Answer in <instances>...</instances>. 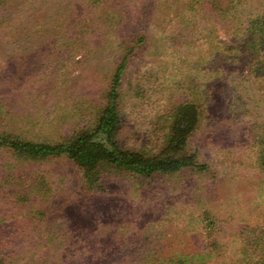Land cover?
<instances>
[{"label": "rangeland", "instance_id": "rangeland-1", "mask_svg": "<svg viewBox=\"0 0 264 264\" xmlns=\"http://www.w3.org/2000/svg\"><path fill=\"white\" fill-rule=\"evenodd\" d=\"M22 1L0 3L10 8L6 24L0 27V130L25 133L28 129L36 134L43 118L62 114L78 102L91 106L108 86V75L127 56L120 87L118 140L130 148L156 149L162 127L157 116L167 110L170 98L177 97L173 81L202 55L201 35L190 30L178 38L179 20L168 11L165 15L155 11L149 21L153 6L147 0H138L143 5L135 13L132 4L123 1L122 8L130 11L121 13L124 21L114 20L109 8L96 19L97 13L84 15V21L91 20L92 25L82 31L73 26L79 15H75V0H48L45 9L35 14ZM106 4L121 12L118 3L109 0ZM167 6L175 12L180 5L168 0ZM14 8L18 14L12 12ZM39 13L45 16L44 23L59 18L62 26H71L51 51L45 25L35 27ZM69 36L73 41L76 36L84 46L75 50V46L63 45ZM235 74L229 70L223 76L226 81L210 85L205 118L190 139L198 160L207 165L200 173L185 171L169 178L154 175L141 185L133 184L127 174L113 173L103 179L105 191H85L79 168L66 158H55L43 164L52 195L46 199L43 194L34 196L32 203L19 202L15 192H23L24 184L18 181L36 173V166L17 162L9 152L0 151V241H12L8 248L18 250V264L32 254H37L31 259L33 264H75V241L203 240V231L196 228L202 209L212 211L220 228L229 222L243 226L259 218L264 210V174L245 161L250 157L251 140L242 130L254 121L264 126V100L244 85L240 94L248 98L245 109L230 105L231 94L223 97L226 91L222 88ZM39 240L41 244L30 250ZM220 240L230 239L222 234Z\"/></svg>", "mask_w": 264, "mask_h": 264}, {"label": "trees", "instance_id": "trees-1", "mask_svg": "<svg viewBox=\"0 0 264 264\" xmlns=\"http://www.w3.org/2000/svg\"><path fill=\"white\" fill-rule=\"evenodd\" d=\"M4 1L0 0V3ZM47 1L24 0V3H29L35 14L45 9L43 5ZM106 1L109 0H75V15L79 14L73 21L75 29L90 28L92 22L84 21V15L97 13L96 19L102 16L105 8H109L114 20L124 21L126 17L121 13L130 11L122 8L123 1L132 4L130 9L134 13L143 5L138 0H110L118 3L117 8L121 12H117L111 4L103 6ZM147 1L149 6H153L149 21L155 11L164 15L168 11V15L174 14L179 20L178 38L186 37V33L192 30L200 34L205 43L202 55L182 71L180 79L173 81L178 94L176 98L169 99L167 110L157 116L162 124L157 148H130L118 140L120 87L127 59L123 56L108 75V86L91 106L78 102L62 114L43 118L41 130L36 134L28 129L26 134L17 130H0V151L9 152L17 162L36 166V173L18 181L24 184L23 192H15L19 202L29 200L32 203L34 196L40 198L38 195L43 194L41 197L46 199L52 195L53 186L43 164L55 158H66L79 168L85 191H105L103 179L113 173L129 175L135 185L143 184L144 179L154 175L169 178L185 171L200 173L207 169V165L198 160L197 150L191 148L190 139L205 118L206 105L211 98L210 85H219L221 79L226 81L223 76L229 70L237 71L227 81L226 89L222 88L226 91L223 97L229 98L227 94H231L228 103L240 104V108L245 109L248 98L240 94L244 85L254 97L264 100V0H174L180 5L175 12L172 6H167L168 0ZM98 7L100 10H96ZM9 9L0 6V27L6 24ZM64 11L67 12V8ZM12 12L18 14L19 10L14 8ZM44 17L39 13L35 27L45 25L46 42L51 51L59 46L63 34L70 33L71 26H62L59 18L44 23ZM72 39L69 36L63 45L75 46V50L84 46L76 36L75 41ZM140 41H145V38H140ZM49 73L56 74V71ZM201 77L206 81L200 82ZM256 126H259L258 130H254ZM242 131L247 132L251 140L248 146L250 157L245 161L264 174V126L254 121ZM259 214L253 223L237 226L229 222L220 228L215 225L212 211L202 209L196 228L203 231V240L168 242L138 240L137 237L133 240H95L94 244L75 241V264H264V210ZM0 231H3L1 226ZM222 234L230 240H220ZM38 242L30 250L41 244V240ZM11 244L9 240L0 241V264H18V250L8 248ZM36 255L24 258L20 264H33L31 259Z\"/></svg>", "mask_w": 264, "mask_h": 264}]
</instances>
